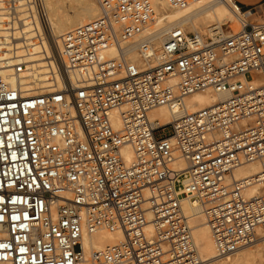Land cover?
<instances>
[{
  "label": "built area",
  "instance_id": "1",
  "mask_svg": "<svg viewBox=\"0 0 264 264\" xmlns=\"http://www.w3.org/2000/svg\"><path fill=\"white\" fill-rule=\"evenodd\" d=\"M218 1L243 17L238 31L174 27L158 45L144 34L149 0H96L99 16L60 39L79 81L64 73L60 90L28 96L0 72V264H203L186 198L204 206L217 259L264 236V24ZM24 3L43 19L42 0ZM19 9L0 0V52L4 14L15 23ZM207 92L227 97L164 126L150 118ZM254 163L256 175L235 178ZM100 231L116 242L87 256L84 234Z\"/></svg>",
  "mask_w": 264,
  "mask_h": 264
},
{
  "label": "bare ground",
  "instance_id": "2",
  "mask_svg": "<svg viewBox=\"0 0 264 264\" xmlns=\"http://www.w3.org/2000/svg\"><path fill=\"white\" fill-rule=\"evenodd\" d=\"M149 1L155 9V16L144 34H152L153 41L158 45L163 43L167 33L174 27L199 33L204 27L206 29L213 25L212 23L233 29H237L238 24L244 23L242 16L233 13L218 0H204L185 9L173 7L167 0ZM16 2L20 8L18 21L10 22L7 14H4L2 19L0 72L6 84L25 92L28 96H36L50 90H60L63 86L64 73L70 79L79 81L82 77L81 73L64 69L60 39L67 31L99 16L100 10L96 0H42L43 19L38 17L34 7L30 5L23 7L24 0H16ZM229 12L231 17L228 16ZM105 54L110 58L116 55V51L110 49ZM126 55L130 61L135 63L138 61L135 47L128 49ZM35 74L40 79L39 85H31L28 82V78ZM226 97L225 94L196 93L185 100L184 109L172 110L160 107L150 113V118L160 126H164L172 122L176 113L196 112ZM115 124H119V121ZM122 155L129 163L133 159L129 147L123 149ZM175 165L181 169L186 168L183 160H178ZM259 170L258 164H248L236 169L234 176L236 179L253 176ZM259 193L260 186L252 187L247 191L248 197ZM183 207L190 218L193 240L204 261L203 264L217 259V249L206 222L204 206L186 198L183 200ZM116 240V235L100 231L91 235L84 234L82 242L85 254L89 256L92 251L103 249ZM261 252L264 254V243L255 251L236 253V257L222 264H247Z\"/></svg>",
  "mask_w": 264,
  "mask_h": 264
},
{
  "label": "rangeland",
  "instance_id": "3",
  "mask_svg": "<svg viewBox=\"0 0 264 264\" xmlns=\"http://www.w3.org/2000/svg\"><path fill=\"white\" fill-rule=\"evenodd\" d=\"M226 8V7H225ZM228 11V10H227ZM230 12L228 14L229 17L230 16ZM257 23H260V24H264V13H260L259 16H257L256 20H255ZM214 24V23H212ZM205 29V27H204ZM204 29H202L201 31H203ZM225 29H227V27L225 26ZM233 29V28H232ZM240 29V25L238 24V27L237 29H233L234 32L238 31ZM189 32V31H188ZM59 58V56H58ZM59 61V59H58ZM61 61V60H60ZM37 80V81H36ZM40 79L38 78V75L35 74L33 75L32 77H29L28 78V82L31 84V85H39V82ZM33 82V83H32ZM38 83V84H37ZM264 243V236L261 237L259 240H257L256 242H254L253 244L249 245V246H246L245 248H242L241 250H239L237 253H240V252H245V251H255L257 249V247H260L261 245H263ZM234 257H236V254L233 255L232 257H230V259H212L210 262H207L205 264H222V263H225L226 261H230L231 259H233ZM211 259V258H210ZM247 264H264V254L263 252H261L260 255H257L254 259L250 260Z\"/></svg>",
  "mask_w": 264,
  "mask_h": 264
},
{
  "label": "crops",
  "instance_id": "4",
  "mask_svg": "<svg viewBox=\"0 0 264 264\" xmlns=\"http://www.w3.org/2000/svg\"><path fill=\"white\" fill-rule=\"evenodd\" d=\"M237 3L244 11L254 10L256 12V18L260 13H264V0H237ZM252 19V21H255Z\"/></svg>",
  "mask_w": 264,
  "mask_h": 264
}]
</instances>
